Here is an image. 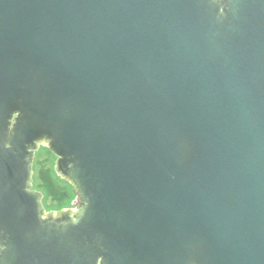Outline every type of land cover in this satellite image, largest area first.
Instances as JSON below:
<instances>
[{
    "label": "water",
    "instance_id": "1",
    "mask_svg": "<svg viewBox=\"0 0 264 264\" xmlns=\"http://www.w3.org/2000/svg\"><path fill=\"white\" fill-rule=\"evenodd\" d=\"M0 264H264V0H0Z\"/></svg>",
    "mask_w": 264,
    "mask_h": 264
},
{
    "label": "trees",
    "instance_id": "2",
    "mask_svg": "<svg viewBox=\"0 0 264 264\" xmlns=\"http://www.w3.org/2000/svg\"><path fill=\"white\" fill-rule=\"evenodd\" d=\"M46 150L53 156L48 148ZM34 171L35 188L45 194L44 205L47 211L65 209L67 203L75 198L74 188L56 174L49 157L37 159L34 163Z\"/></svg>",
    "mask_w": 264,
    "mask_h": 264
},
{
    "label": "rangeland",
    "instance_id": "3",
    "mask_svg": "<svg viewBox=\"0 0 264 264\" xmlns=\"http://www.w3.org/2000/svg\"><path fill=\"white\" fill-rule=\"evenodd\" d=\"M47 148L46 147H41L40 149H39V151L36 153V159H35V161L37 160V159H44V158H46V157H49L50 159H51V164H52V167L54 168L55 167V163H56V157L54 156V154H53V156L52 155H49L48 153H47V150H46ZM36 186V182L34 181V187ZM75 201H76V196H75V198L72 200V201H70L69 203H67V205H66V207H65V209L66 208H74V204H75Z\"/></svg>",
    "mask_w": 264,
    "mask_h": 264
}]
</instances>
